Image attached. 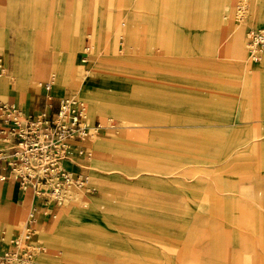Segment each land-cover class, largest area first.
<instances>
[{"label":"rangeland","instance_id":"rangeland-1","mask_svg":"<svg viewBox=\"0 0 264 264\" xmlns=\"http://www.w3.org/2000/svg\"><path fill=\"white\" fill-rule=\"evenodd\" d=\"M128 1L130 3L117 0L115 5L94 3V6L107 5L115 9L132 7L134 12L126 19L122 18L123 15L116 18L111 13L84 15L79 12L75 18L68 17L67 13L60 17L52 13L45 18L32 13L28 16L22 14L18 21L15 16L0 17L3 27L10 24L15 27L8 55L0 51L3 58L0 70L4 67L6 74L11 72L15 33L19 58L28 61L34 59L38 38L46 37L47 50L38 52L37 62L46 74L43 81L49 84L47 94L70 90L72 97L84 102L89 122L100 106L92 110L88 84L101 80L105 64L115 65L132 50L153 49L164 53L219 50L214 56L219 58L222 54L243 64L237 86L243 85L244 88L236 90V98L231 102L233 111L226 110L219 116V120L227 121L230 127L226 128L228 125L225 124L213 127L226 129L205 137L213 144L212 155L196 163L209 171L204 179L198 180V185L206 194L205 201L215 206L191 211L130 210L125 203L130 199L128 194L139 187L124 184L123 181H129L124 177L133 182L137 171L155 163L138 162L133 151L122 148L123 143L117 135H104L100 129L92 134H95V140L105 142V150L92 148L88 143L92 134L84 141L93 157H108V163L100 171L105 183L92 180L93 164L83 154L86 158L82 160L83 164L89 159L88 163L85 162L87 169L83 167L90 176V188L95 191L85 201L78 199V202L68 201L63 205L87 213L61 221V206H58L49 222L43 223L42 235L37 234L39 226L35 221L33 239L44 246V251L36 257V264H58V259L62 264H264V45L258 60L252 59L249 53L247 60L246 49L248 33L264 28V0ZM239 3L243 7L240 13L236 12ZM83 6L77 3L76 9ZM201 10L203 12L191 20L178 18L184 13ZM153 15L158 19L154 20ZM174 15L176 17H172ZM192 26L201 29L206 37L216 32L218 38L197 41L186 35L162 34L165 28L186 32ZM149 28L157 34L152 37L135 34ZM79 31V42L69 51L70 39ZM86 31L90 33L94 51L90 46L88 53L91 56L84 68L89 73L97 62L103 69L97 67L88 75L83 72L76 79L72 71L81 58ZM234 31L242 39L241 54L236 52L231 41ZM117 50L122 54L117 55ZM52 74L53 80L57 76L56 81H49ZM42 82L36 92L44 91ZM15 83L13 80L12 84ZM1 87L8 86L2 84ZM243 98H246L244 102ZM34 199L29 193L25 202L31 206ZM223 202L225 204L216 205ZM23 214L24 211L14 221L21 220ZM14 231H6L0 224V236L5 245Z\"/></svg>","mask_w":264,"mask_h":264},{"label":"crops","instance_id":"crops-1","mask_svg":"<svg viewBox=\"0 0 264 264\" xmlns=\"http://www.w3.org/2000/svg\"><path fill=\"white\" fill-rule=\"evenodd\" d=\"M100 2L115 5L117 0H0V17L4 19L15 16L18 21L22 14L28 16L29 13H32L40 18H45L52 13H56L58 17L62 13H67L68 17L75 18V14L79 12L84 15L111 13L116 15V18L123 15L122 18L126 19L134 12L132 7L115 9L105 4L101 7L94 6V3ZM77 3H82L84 6L77 10ZM125 3L130 2L126 0ZM202 12L203 10L200 12L191 11L178 16V18L191 20ZM152 17L154 20L158 19L157 15ZM165 29L162 32L163 35H186L197 41L218 38L216 32H211V36H204L205 33L201 32L197 26H192L186 32ZM0 30V51L7 56L8 50L11 48L9 43L11 44L13 41L15 27L12 24L3 27L0 23ZM143 31L135 34L150 37L157 34L153 28ZM80 32H76L75 37L70 39L69 51L79 42ZM49 39H51L50 36ZM46 41V37L40 36L35 43L34 59L32 61L22 60L15 47L17 45L15 33L11 66L31 68V72L36 73L40 81L39 84H33L31 90L28 88L30 93L26 94L22 102L18 89L9 87L0 88V92L5 95L0 94V99L13 101L25 112H34L45 103L44 91H36L38 85L46 79L42 66L37 62L38 52L47 50ZM231 41L235 49L237 41L235 31ZM90 42V33L86 31L82 47L86 43L90 45ZM117 52V55L122 54L120 50ZM217 52L219 50L166 53L153 49L132 50L125 53L124 58L118 60L115 65L105 64L104 69L102 66L98 67L100 64L95 62L89 73L84 68V62L79 60L75 64L74 78L76 79L81 77L83 72L88 75L97 67L103 69L101 80L91 82L87 87L92 110L100 106L99 110L93 112L89 122H100L99 128L104 135H117L118 140L123 143L122 148L133 151L138 162L155 163L149 165L145 170L137 171V177L133 179V182L128 177H124L125 180H129L123 181L124 184L139 187L128 194L130 199L125 203L130 210L191 211L215 206L205 201L206 194L198 185V180L204 179L209 171L197 166L196 163L212 155L213 144L205 137L220 129L230 127L227 121L219 120V116L226 110L229 113L233 111L231 102L236 98V90L244 88L243 85L237 86L240 73L243 71V64L225 58L221 52V57L218 58L214 56ZM5 61L8 63V58ZM25 85L28 86V83L26 82ZM27 86L24 89H27ZM62 95H72V93L70 90L64 89L60 93L51 94L52 104L55 105L57 98ZM242 100L244 102L246 98ZM108 118H111L112 125L108 124ZM217 124L228 126L214 129L213 127ZM112 127H116L118 131L113 130ZM82 143L88 147L86 141ZM89 144L95 150H105L104 141L94 138ZM82 155L83 153L79 152L76 163L85 166V162L88 163L90 159L94 165V167L91 166V170L96 174L97 183L103 184L105 177L100 171L101 167L108 163V157L99 159L93 157L90 151L89 159L83 164L82 160L86 158ZM228 160L226 159L227 162ZM75 164L64 161L67 168L80 169ZM85 168L81 169L86 173ZM0 172H4L1 164ZM116 178L120 177L116 176ZM7 179L12 181H5ZM27 190L32 193L29 188L20 189L15 179L0 180V224L4 225L6 231L8 229H14V233L19 231L24 223L26 212L31 206L37 208L35 221L41 227H43V223L49 222L56 211L59 204L44 200L35 194L33 205L28 206L25 202V197L29 194ZM94 191L91 188L90 192L80 194L77 199L85 201ZM218 204L225 203L216 205ZM23 211L21 220L15 222V218ZM41 234H43V229ZM57 263L62 264V261L58 259Z\"/></svg>","mask_w":264,"mask_h":264},{"label":"built area","instance_id":"built-area-1","mask_svg":"<svg viewBox=\"0 0 264 264\" xmlns=\"http://www.w3.org/2000/svg\"><path fill=\"white\" fill-rule=\"evenodd\" d=\"M241 3L236 6L240 13ZM248 51L257 58V48L264 43V28L252 30L247 35ZM83 45L80 62L89 51ZM45 103L34 112H25L13 101L0 99V180L15 179L24 190L29 188L44 200L60 204L66 197L77 199L90 192L87 175L76 163L79 152L90 153L82 143L90 137L98 121L88 122L86 108L81 101H73L72 95H62L56 104L48 95V81L43 83ZM108 124L112 125L111 118ZM64 161L76 163L80 169L72 170ZM37 208L31 206L19 231L10 235L8 245L0 236V264H34L33 256L42 247L31 237V224Z\"/></svg>","mask_w":264,"mask_h":264},{"label":"bare ground","instance_id":"bare-ground-1","mask_svg":"<svg viewBox=\"0 0 264 264\" xmlns=\"http://www.w3.org/2000/svg\"><path fill=\"white\" fill-rule=\"evenodd\" d=\"M237 36V41H236V52L239 54L242 53V39L241 37L239 36V34L236 35ZM264 44H262L261 46H259L257 48V60H258V57H259V51L261 49V47L263 46ZM90 46L91 48L93 49L94 51V45L92 44V42H90ZM68 47V46H67ZM246 49H247V60H249L248 58V42L246 44ZM91 56V54L87 53V55L85 56V59H84V63H87L88 62V57ZM0 61H1V58H0ZM1 65V63H0ZM57 68V67H56ZM61 69V68H60ZM72 74L74 76V70L72 71ZM60 75V74H59ZM52 76V79H49V81L53 82V81H56V77H55V80H53V77H54V74L51 75ZM15 80V84H12V81ZM39 77L36 76V73L33 74V72H31V68H25L23 66H11V72L10 74H6L5 73V68L2 67L1 70H0V87L2 84H7V86L9 88H16L18 89L19 91V97H20V101L22 102L23 98L26 96L27 93H30L29 90H31V86L33 84H39ZM26 82L28 83V86L25 85ZM27 86V89H24L25 87ZM29 88V90H28ZM36 89V88H34ZM37 90V89H36ZM32 92V91H31ZM34 93V92H33ZM73 98V101H81L80 99L76 98V97H72ZM83 102V101H81ZM84 103V102H83ZM100 128H96L95 131H99ZM95 134H92V138L91 139H88V143L92 142L95 138L94 136ZM87 139V138H86ZM90 157V153L87 155V158ZM94 167V165H93ZM87 169V168H86ZM99 175V174H98ZM102 178V177H100ZM104 178V177H103ZM92 180L97 182V178H96V174L92 173ZM5 181H12L11 179H7ZM90 176L87 172V185L90 187ZM100 182V181H99ZM105 183V182H104ZM101 184V183H99ZM27 193H30L29 190H27ZM32 196H34V193L32 192L31 193ZM68 201H75V202H78L79 200L78 199H74L72 197H66L58 206H61L63 205L64 203L68 202ZM82 212L83 211H79L78 209H74V208H71L69 207L68 205H63L62 208L60 209L59 213H60V217H61V221L67 219V218H77L79 217L80 215H82ZM54 216V215H53ZM36 218V217H35ZM34 225H35V220L34 222L31 224V237H33L34 235ZM39 226V229H38V232L37 234L39 235H42V228L40 225ZM3 239V238H2ZM36 240V239H35ZM39 245L43 248V250H40L38 252H36L33 256V261H34V264H36V257L44 251V246L41 245V243L38 241ZM3 244L5 245V242H4V239H3Z\"/></svg>","mask_w":264,"mask_h":264}]
</instances>
